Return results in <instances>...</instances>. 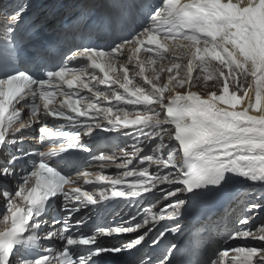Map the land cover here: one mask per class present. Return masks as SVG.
<instances>
[{"label": "snow or ice", "instance_id": "1", "mask_svg": "<svg viewBox=\"0 0 264 264\" xmlns=\"http://www.w3.org/2000/svg\"><path fill=\"white\" fill-rule=\"evenodd\" d=\"M26 10L0 29V264H264V224L244 227L264 213V0H124L60 54L18 34ZM240 181L258 189L223 244L260 246L185 242L181 220Z\"/></svg>", "mask_w": 264, "mask_h": 264}, {"label": "rangeland", "instance_id": "2", "mask_svg": "<svg viewBox=\"0 0 264 264\" xmlns=\"http://www.w3.org/2000/svg\"><path fill=\"white\" fill-rule=\"evenodd\" d=\"M199 86H200V88H201L202 91H205L206 90V87L204 88L201 85H199ZM169 199H171V198H169ZM247 242H248V244H246L245 246H260V242L259 241H256V240L248 239ZM231 255H234V253H231Z\"/></svg>", "mask_w": 264, "mask_h": 264}, {"label": "bare ground", "instance_id": "3", "mask_svg": "<svg viewBox=\"0 0 264 264\" xmlns=\"http://www.w3.org/2000/svg\"><path fill=\"white\" fill-rule=\"evenodd\" d=\"M205 88V87H204ZM193 91H197V92H200L202 95L203 94H205V93H207L208 91H211L212 89L211 88H206V90L205 91H202L201 90V88H200V86L199 85H197L196 87H194L193 89H192ZM177 91H183V89H177ZM257 227H255V229H256Z\"/></svg>", "mask_w": 264, "mask_h": 264}]
</instances>
